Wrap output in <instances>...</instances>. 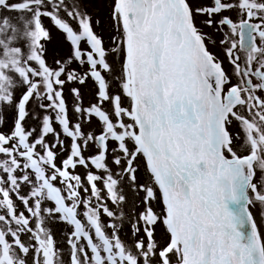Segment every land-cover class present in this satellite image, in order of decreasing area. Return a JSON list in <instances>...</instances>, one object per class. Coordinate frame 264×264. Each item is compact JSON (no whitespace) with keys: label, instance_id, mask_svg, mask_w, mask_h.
Masks as SVG:
<instances>
[{"label":"snow or ice","instance_id":"1","mask_svg":"<svg viewBox=\"0 0 264 264\" xmlns=\"http://www.w3.org/2000/svg\"><path fill=\"white\" fill-rule=\"evenodd\" d=\"M0 264H264V0H0Z\"/></svg>","mask_w":264,"mask_h":264},{"label":"rangeland","instance_id":"2","mask_svg":"<svg viewBox=\"0 0 264 264\" xmlns=\"http://www.w3.org/2000/svg\"><path fill=\"white\" fill-rule=\"evenodd\" d=\"M55 40H56V38L54 37L53 45H51L50 48H54L55 47ZM50 55H51V53H50Z\"/></svg>","mask_w":264,"mask_h":264}]
</instances>
